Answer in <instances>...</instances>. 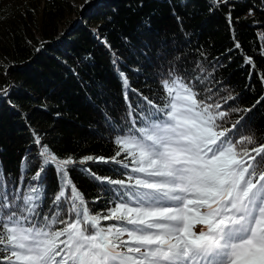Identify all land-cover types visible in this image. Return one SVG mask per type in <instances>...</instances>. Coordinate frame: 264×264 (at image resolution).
Segmentation results:
<instances>
[{"label":"snow or ice","instance_id":"6c2138e0","mask_svg":"<svg viewBox=\"0 0 264 264\" xmlns=\"http://www.w3.org/2000/svg\"><path fill=\"white\" fill-rule=\"evenodd\" d=\"M221 3L229 0H211L210 10ZM233 6L226 18L234 47L243 51ZM173 15L182 20L175 7ZM258 38L264 55V32ZM112 57L127 106L119 120L103 112L116 150L111 157L86 155L78 164L112 163L118 167L110 171L122 178L78 167L74 156L60 157L30 127L37 151L25 150L19 181L0 167V264H264V142L254 132L235 136L244 117L230 122L241 109L225 105L237 97L206 86L212 73L199 62L191 70L172 66L150 89L152 97L143 95L131 87L120 55L112 51ZM216 60L213 71L225 66ZM244 62L255 71L252 57ZM259 78L264 83V72ZM130 92L140 99L133 103ZM49 168L57 182L51 194ZM72 170L96 184L93 200ZM101 203L99 211L90 207Z\"/></svg>","mask_w":264,"mask_h":264},{"label":"trees","instance_id":"16d2710c","mask_svg":"<svg viewBox=\"0 0 264 264\" xmlns=\"http://www.w3.org/2000/svg\"><path fill=\"white\" fill-rule=\"evenodd\" d=\"M74 1L40 0L37 22L22 20V16L13 20L8 0H0V167L6 176L11 173L18 182L25 150L31 146L36 155L31 127L43 134V142L60 157L70 154L78 167L122 178L110 171L118 167L112 163L78 164L86 155L111 157L116 150L103 112L119 120L127 106L112 51L120 55V67L128 74L131 87L150 97V89L158 88L172 66L191 70L201 63L206 73H212L206 86L219 90V95L237 97L225 105L226 109H241L230 115V122L244 117L235 136L254 132L256 140L264 142V83L259 78L264 72V55L258 38L264 32V0H229L214 10H210L214 8L211 0H186V6L180 0H85L81 6ZM229 5H234L233 25L243 51L234 47L226 18ZM71 15L77 18L65 23ZM245 55L252 57L255 71L245 64ZM216 58L225 66L213 71ZM129 95L133 103L140 99L136 92ZM249 108L245 114L243 109ZM71 177L89 201L99 194L96 184L80 172L72 170ZM48 184L50 194L57 191L52 168ZM90 207L99 211L103 204Z\"/></svg>","mask_w":264,"mask_h":264},{"label":"rangeland","instance_id":"374dc122","mask_svg":"<svg viewBox=\"0 0 264 264\" xmlns=\"http://www.w3.org/2000/svg\"><path fill=\"white\" fill-rule=\"evenodd\" d=\"M74 5L81 6V4L85 3V0H75ZM9 6V9L11 7V17L13 20H16L17 18L22 16V20H29L37 21L39 20V7H40V0H8L6 2ZM77 17L75 15H71L67 18L65 23H69L71 20L74 21ZM18 22V20H17ZM65 24L61 25V28L64 27ZM67 26V24H66ZM35 33V34H34ZM33 34L36 36L37 31H35Z\"/></svg>","mask_w":264,"mask_h":264}]
</instances>
